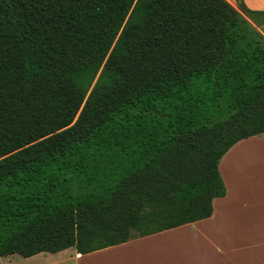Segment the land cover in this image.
Instances as JSON below:
<instances>
[{"label": "trees", "instance_id": "trees-1", "mask_svg": "<svg viewBox=\"0 0 264 264\" xmlns=\"http://www.w3.org/2000/svg\"><path fill=\"white\" fill-rule=\"evenodd\" d=\"M235 2L0 0V257L211 216L264 133V11Z\"/></svg>", "mask_w": 264, "mask_h": 264}, {"label": "crops", "instance_id": "crops-1", "mask_svg": "<svg viewBox=\"0 0 264 264\" xmlns=\"http://www.w3.org/2000/svg\"><path fill=\"white\" fill-rule=\"evenodd\" d=\"M243 2L264 11V0ZM218 171L225 195L207 219L88 254L39 253L23 264H264V133L234 143Z\"/></svg>", "mask_w": 264, "mask_h": 264}, {"label": "rangeland", "instance_id": "rangeland-1", "mask_svg": "<svg viewBox=\"0 0 264 264\" xmlns=\"http://www.w3.org/2000/svg\"><path fill=\"white\" fill-rule=\"evenodd\" d=\"M258 30H260V28H258ZM181 239H187V238H185L184 236H181ZM157 252H161V250H158ZM167 253L168 252H165V254ZM23 261H25V258L17 254L6 256V257H0V264H14V263L23 264Z\"/></svg>", "mask_w": 264, "mask_h": 264}]
</instances>
